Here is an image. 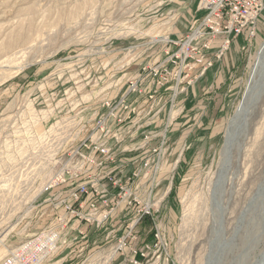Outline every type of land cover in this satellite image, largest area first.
Returning <instances> with one entry per match:
<instances>
[{
	"label": "rangeland",
	"instance_id": "rangeland-1",
	"mask_svg": "<svg viewBox=\"0 0 264 264\" xmlns=\"http://www.w3.org/2000/svg\"><path fill=\"white\" fill-rule=\"evenodd\" d=\"M198 4L0 0V263L59 214L44 202L47 192L39 195L73 147L54 156L38 136L49 128L68 135L81 128L70 116L108 110L105 103L117 102L134 74L159 65L163 50L190 33ZM263 43L264 11L245 49L244 40L234 43L202 76L186 68L183 84L173 80L166 85L171 89L161 88L177 94L173 104L183 112L167 135L171 182L157 188L155 223L145 216L128 232L122 222L134 211L117 206L108 228L87 229V242L39 264H264V86L253 89L254 100L238 115ZM170 97L163 100L165 114ZM164 113L150 126L156 132ZM142 138L138 133L128 141ZM124 145L115 146L113 159L141 164L144 150Z\"/></svg>",
	"mask_w": 264,
	"mask_h": 264
},
{
	"label": "built area",
	"instance_id": "built-area-1",
	"mask_svg": "<svg viewBox=\"0 0 264 264\" xmlns=\"http://www.w3.org/2000/svg\"><path fill=\"white\" fill-rule=\"evenodd\" d=\"M198 11L200 17L190 33L174 40V45L163 50L167 56L159 65L142 67L139 73L134 74L127 92L113 105L105 103L108 110L100 115L92 113L90 117L81 112L77 113L78 117L70 116V121L80 124L81 128L68 135H64L62 128L53 131L49 128L44 134L37 135L44 145L53 148L54 156L67 146L73 147L70 160L64 161L53 173L58 174L56 180L43 186L39 195L47 192L44 202H48L52 210L59 209V214L54 223L23 241L0 264H39L52 258L63 247L87 242V229L108 228L117 206L122 209L130 207L134 211L122 222L121 228L128 232L136 228L145 216H150L155 223L157 188L163 180L171 182L167 135L171 121L183 112V107L175 110L173 101L177 94L167 91L165 94L171 95V104L165 114V94L161 91L165 87V90L171 89L166 85L173 80L178 86L183 84L186 68H195L196 78L202 76L224 58L238 39L246 42L245 49L257 36L264 0H199ZM147 70L149 72H145ZM147 83L150 86L148 90ZM128 95H132L129 100ZM161 113L166 116L161 130L156 132V128L150 126ZM109 118L113 120L111 123ZM138 133L143 135L140 142L128 141ZM158 135L160 137L156 140ZM122 142H125V151L144 150L146 156L141 164L130 167L127 160L113 159L112 150ZM110 161L115 162L114 166L109 165ZM112 188L120 190L122 197L115 196ZM169 192L170 187L167 196ZM74 231L77 235L73 236ZM125 239H121L124 244Z\"/></svg>",
	"mask_w": 264,
	"mask_h": 264
},
{
	"label": "bare ground",
	"instance_id": "bare-ground-1",
	"mask_svg": "<svg viewBox=\"0 0 264 264\" xmlns=\"http://www.w3.org/2000/svg\"><path fill=\"white\" fill-rule=\"evenodd\" d=\"M264 47V43L262 44L261 48H260V51L258 53V57H257V60L254 64V66L252 67L251 69V74H250V78H249V82H248V85H249V88L248 90H246V97L244 99V102H241V105L239 106L238 110L240 113H238V115L241 117V115L243 114V111L245 110V112L247 111L248 109V103L251 99V95H252V92H253V89L255 87V83H256V80H257V74H258V71H259V68L261 66V60H262V57L264 55V49L262 50V48ZM262 51V52H261ZM261 53V54H260ZM8 55V54H7ZM10 58V57H9ZM11 60V59H9ZM8 60V61H9ZM9 63V62H8ZM5 64V63H4ZM7 64V63H6ZM3 65V64H2ZM243 100V99H242ZM244 103V104H243ZM248 106V107H247ZM262 264V263H261Z\"/></svg>",
	"mask_w": 264,
	"mask_h": 264
},
{
	"label": "water",
	"instance_id": "water-1",
	"mask_svg": "<svg viewBox=\"0 0 264 264\" xmlns=\"http://www.w3.org/2000/svg\"><path fill=\"white\" fill-rule=\"evenodd\" d=\"M263 49H264V47L262 48V50ZM263 86H264V55H263L262 60H261V66H260L258 74H257V80H256V83H255L254 89L256 91L257 89H260ZM248 88H249V85H248ZM248 88H247V90H248ZM245 97H246V92L244 94L242 102H244ZM254 97H255V93H254V95H252V97L250 99V102L248 103L249 106H250L251 102L254 100Z\"/></svg>",
	"mask_w": 264,
	"mask_h": 264
},
{
	"label": "crops",
	"instance_id": "crops-1",
	"mask_svg": "<svg viewBox=\"0 0 264 264\" xmlns=\"http://www.w3.org/2000/svg\"><path fill=\"white\" fill-rule=\"evenodd\" d=\"M241 40H242V39H238V41H237V42L239 43ZM237 42H235V43H237ZM233 44H234V43H233Z\"/></svg>",
	"mask_w": 264,
	"mask_h": 264
},
{
	"label": "trees",
	"instance_id": "trees-1",
	"mask_svg": "<svg viewBox=\"0 0 264 264\" xmlns=\"http://www.w3.org/2000/svg\"><path fill=\"white\" fill-rule=\"evenodd\" d=\"M143 219H144V218H143ZM143 219H142V220H143Z\"/></svg>",
	"mask_w": 264,
	"mask_h": 264
}]
</instances>
